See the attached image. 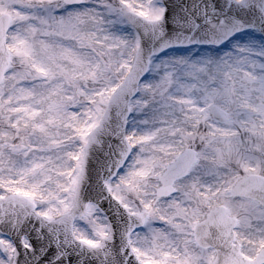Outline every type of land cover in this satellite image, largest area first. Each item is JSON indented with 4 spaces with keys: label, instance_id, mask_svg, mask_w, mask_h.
Returning a JSON list of instances; mask_svg holds the SVG:
<instances>
[{
    "label": "snow or ice",
    "instance_id": "1",
    "mask_svg": "<svg viewBox=\"0 0 264 264\" xmlns=\"http://www.w3.org/2000/svg\"><path fill=\"white\" fill-rule=\"evenodd\" d=\"M0 264H264V0H0Z\"/></svg>",
    "mask_w": 264,
    "mask_h": 264
}]
</instances>
